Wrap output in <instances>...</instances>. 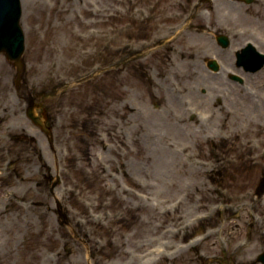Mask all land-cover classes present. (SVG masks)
<instances>
[{
	"label": "rangeland",
	"instance_id": "1",
	"mask_svg": "<svg viewBox=\"0 0 264 264\" xmlns=\"http://www.w3.org/2000/svg\"><path fill=\"white\" fill-rule=\"evenodd\" d=\"M21 1V78L0 53V264H256L264 69L229 75L247 41L264 52V0Z\"/></svg>",
	"mask_w": 264,
	"mask_h": 264
},
{
	"label": "water",
	"instance_id": "2",
	"mask_svg": "<svg viewBox=\"0 0 264 264\" xmlns=\"http://www.w3.org/2000/svg\"><path fill=\"white\" fill-rule=\"evenodd\" d=\"M22 8L20 0H0V52L4 51L6 56L18 67L19 76L23 70L22 54L24 52V33L20 25ZM219 42L226 46V37H220ZM247 61L252 70H256L264 63V56L254 49L247 50ZM214 66V65H212ZM28 116L44 130V123L34 115L33 107L28 110ZM261 259L264 261V255Z\"/></svg>",
	"mask_w": 264,
	"mask_h": 264
},
{
	"label": "bare ground",
	"instance_id": "3",
	"mask_svg": "<svg viewBox=\"0 0 264 264\" xmlns=\"http://www.w3.org/2000/svg\"><path fill=\"white\" fill-rule=\"evenodd\" d=\"M25 1V5L26 6H30L32 4H30V0H24ZM0 66H3V62L0 61ZM132 196L133 198H138L139 201H142V197L141 195L139 194H133L132 193ZM175 207H178V205H176ZM175 212H178L177 208L175 209ZM174 222H175V225L172 229V232H175L177 233L180 229H182L184 227V221H183V218L182 216L179 214V213H175V217L173 218ZM189 236V233L185 234L183 236L184 240H186ZM198 240H195V241H192L189 246L190 247H196L198 244ZM182 248V247H181ZM185 251H182L181 249H175L174 253H175V256L174 257H179L181 254H183ZM167 254V249H162V250H149L145 253V257H147V263L148 264H158V262L160 261V259L158 258H152L151 256L152 255H155V256H164ZM158 259V260H157Z\"/></svg>",
	"mask_w": 264,
	"mask_h": 264
}]
</instances>
